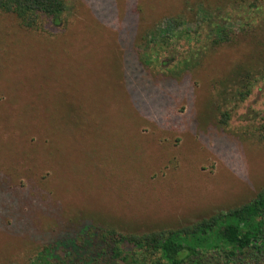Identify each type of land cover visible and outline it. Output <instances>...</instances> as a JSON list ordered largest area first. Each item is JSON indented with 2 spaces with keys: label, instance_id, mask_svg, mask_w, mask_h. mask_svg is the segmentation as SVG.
<instances>
[{
  "label": "rangeland",
  "instance_id": "374dc122",
  "mask_svg": "<svg viewBox=\"0 0 264 264\" xmlns=\"http://www.w3.org/2000/svg\"><path fill=\"white\" fill-rule=\"evenodd\" d=\"M184 1L67 0L64 28L46 32L0 14V264L82 221L177 227L264 185V147L247 125L264 122V85L226 125L214 107V83L255 59L237 20L238 44L183 67L133 61L132 34L216 0Z\"/></svg>",
  "mask_w": 264,
  "mask_h": 264
},
{
  "label": "trees",
  "instance_id": "16d2710c",
  "mask_svg": "<svg viewBox=\"0 0 264 264\" xmlns=\"http://www.w3.org/2000/svg\"><path fill=\"white\" fill-rule=\"evenodd\" d=\"M66 9L67 0H0V14L40 31L64 28ZM160 20L132 34L136 64L183 67L196 54L238 44L241 38L228 24L236 20L250 39L255 59L214 83L217 123L226 125L253 87L264 85V0H216ZM133 61L125 60L132 73ZM247 125L264 147V122ZM22 264H264V185L242 204L177 227L120 232L82 221L57 231Z\"/></svg>",
  "mask_w": 264,
  "mask_h": 264
}]
</instances>
